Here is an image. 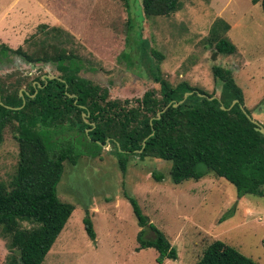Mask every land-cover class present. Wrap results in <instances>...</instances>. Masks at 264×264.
<instances>
[{
	"label": "rangeland",
	"instance_id": "obj_1",
	"mask_svg": "<svg viewBox=\"0 0 264 264\" xmlns=\"http://www.w3.org/2000/svg\"><path fill=\"white\" fill-rule=\"evenodd\" d=\"M127 2L135 32L161 56L158 68L163 78L172 85L185 81L216 97L218 85L210 68L228 69L250 118L264 126V15L258 3L180 0V10L171 16L143 20L140 0ZM59 11L64 15L57 16ZM218 18L228 24L233 55L213 56L204 43ZM125 19L122 0H0V44L15 49L41 25L68 32L73 39L68 48L81 65L79 76L106 87L109 100H133L157 86L144 70L146 62L136 53V43L125 42ZM28 71L31 78L59 75L49 65L31 68L19 63L2 67L0 78L11 81ZM13 72V78L7 79ZM113 151L105 145L94 156H79L73 166L63 164L55 195L74 208L41 264H156L153 249L135 251L138 227L122 193L132 195L148 221L174 247L176 260L162 264H195L214 240L264 264V189L260 197L236 198L231 184L211 174L175 185L167 175V162L136 156L125 160ZM16 154L11 130L5 128L0 180L12 174ZM152 173L163 178L157 182ZM86 207L93 241L86 238L81 224ZM6 255L5 241L0 239V264Z\"/></svg>",
	"mask_w": 264,
	"mask_h": 264
},
{
	"label": "trees",
	"instance_id": "obj_2",
	"mask_svg": "<svg viewBox=\"0 0 264 264\" xmlns=\"http://www.w3.org/2000/svg\"><path fill=\"white\" fill-rule=\"evenodd\" d=\"M250 1L258 3L264 15V0ZM122 4L126 14L125 42L136 43V53L146 62L144 70L157 86L144 91L140 98L109 100L106 87L80 77L81 65L68 48L72 36L58 28L45 29L41 25L15 49L0 44V69L19 61L30 67L49 65L59 73L45 81L40 76L27 81L15 72L7 76L12 79L15 75L11 81L0 78V142L2 131L9 128L17 146L13 172L0 180V239L5 241L7 250L3 264L42 263L74 208L55 195L63 164L73 166L79 156H94L105 145L125 160L136 156L140 160L167 162V175L175 185L211 174L231 184L236 198L263 195L264 135L254 131L246 118L249 112L230 70L215 65L210 68L218 85V93L211 100L208 97L213 94L192 88L185 81L170 84L158 68L161 56L139 31L135 32L127 0H122ZM139 8L143 20L166 18L180 10L181 2L140 0ZM56 15L64 14L59 11ZM228 29L220 18L208 28L204 43L213 56L235 53L226 35ZM184 93L190 94L172 107ZM232 101L235 103L227 109ZM167 104L170 105L160 113ZM151 175L157 182L163 178L160 174ZM122 197L138 227L135 251L153 249L156 264L176 260L174 247L148 221L132 195L122 193ZM83 214V231L93 241L95 233L87 207ZM261 245L264 247V240ZM195 264L256 263L214 240Z\"/></svg>",
	"mask_w": 264,
	"mask_h": 264
},
{
	"label": "water",
	"instance_id": "obj_3",
	"mask_svg": "<svg viewBox=\"0 0 264 264\" xmlns=\"http://www.w3.org/2000/svg\"><path fill=\"white\" fill-rule=\"evenodd\" d=\"M53 78H55L53 75H44V76L41 77V80H42V81H45L46 79L51 80V79H53ZM37 87H38V85H37ZM189 94H190V93H184V94L182 95L181 100L178 101V102L172 103L171 106H172V107H176V106L179 105V104H180V103L186 98V96L189 95ZM18 96L21 98V100H22V104H23V98H22L21 91L18 92ZM198 96L205 97V95H200V94H198ZM213 98H214V96H212V97H208V100H211V99H213ZM234 103H235V101H232L227 109H229ZM0 105H1V102H0ZM169 105H170V104H167V105H166V106L160 111V113L163 112V111H164ZM7 108H9V107H7ZM220 109H221V110H224V107H223V106H220ZM240 110L242 111L243 114H245V112L243 111V108H242V107H240ZM156 115H157V117H158V116H159V113H157ZM245 116H246V118L249 120V122H250L251 124H253V126H254V127H253V130H254V131H258L259 133H261V134L264 135V129H263V126H261L258 122L252 120L248 115L245 114ZM106 142H107V141H106ZM142 146H143V144H142Z\"/></svg>",
	"mask_w": 264,
	"mask_h": 264
},
{
	"label": "flooded vegetation",
	"instance_id": "obj_4",
	"mask_svg": "<svg viewBox=\"0 0 264 264\" xmlns=\"http://www.w3.org/2000/svg\"><path fill=\"white\" fill-rule=\"evenodd\" d=\"M19 63H20L19 61L14 62V63H13V66H15L16 64H19ZM20 64H22V63H20ZM22 65H25V64H22ZM25 66H28V65H25ZM29 67H30V66H29ZM33 67H34V66H33ZM31 68H32V67H31ZM15 69H16V68H15ZM25 73H26L25 75L20 74V76H21V77H25V79H26L27 81L31 80L32 78H31V76L29 75V71H28V72H25ZM42 76H44V75H41V76H40V80H41V77H42ZM41 81H42V80H41ZM37 85H38V84H36V87H37ZM38 87H39V85H38ZM19 91H21V90H19ZM19 91H18V92H19ZM81 116H83V114H82Z\"/></svg>",
	"mask_w": 264,
	"mask_h": 264
}]
</instances>
